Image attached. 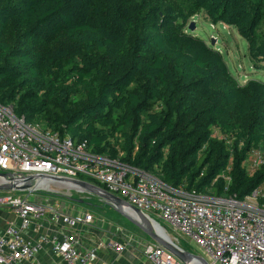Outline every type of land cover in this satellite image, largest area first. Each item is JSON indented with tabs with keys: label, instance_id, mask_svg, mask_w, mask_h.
Masks as SVG:
<instances>
[{
	"label": "trees",
	"instance_id": "16d2710c",
	"mask_svg": "<svg viewBox=\"0 0 264 264\" xmlns=\"http://www.w3.org/2000/svg\"><path fill=\"white\" fill-rule=\"evenodd\" d=\"M193 2L264 54L263 0ZM183 16L152 0H0V102L169 184L244 197L264 184L250 157L264 148V82L241 85Z\"/></svg>",
	"mask_w": 264,
	"mask_h": 264
},
{
	"label": "built area",
	"instance_id": "2783aa9c",
	"mask_svg": "<svg viewBox=\"0 0 264 264\" xmlns=\"http://www.w3.org/2000/svg\"><path fill=\"white\" fill-rule=\"evenodd\" d=\"M250 157L251 168L263 165L264 148L254 147ZM72 180L93 183L121 197L129 204L125 211L133 217L132 206L155 223L150 213L156 214L172 225L177 238L187 237L206 255L188 251L194 256L185 262L153 239L138 241L142 257L150 264H204L200 258L208 264H264V184L244 197L230 193L228 185L222 194L211 188L198 191L185 184L172 185L120 158L96 153L87 139L78 141L69 134L33 125L18 116L11 104L1 102L0 187L12 188L0 189L7 191L0 194V211L15 210L20 224L9 223L0 235V264H42L37 255L45 246L52 247L64 264H96L99 249L120 254L136 243L127 234L123 240L99 241L95 247L83 249L78 235L83 225L94 223L95 215L69 206L60 210L49 195L60 189L67 194L84 190ZM43 221L62 227L63 232L38 238L24 234L34 222ZM160 227L167 240L187 251L173 241L166 227Z\"/></svg>",
	"mask_w": 264,
	"mask_h": 264
},
{
	"label": "rangeland",
	"instance_id": "374dc122",
	"mask_svg": "<svg viewBox=\"0 0 264 264\" xmlns=\"http://www.w3.org/2000/svg\"><path fill=\"white\" fill-rule=\"evenodd\" d=\"M154 4L160 5L161 7H172L177 12H183L188 18L185 21L183 18L179 19V22L186 24L185 31L204 39L208 45L215 50L219 51L223 56L226 64L228 65L232 75L241 84L244 85L250 80H259L264 82V54L259 57H253L250 53L249 42L239 33L236 27L229 26L225 23L218 22L214 23L210 18L209 14L205 10H200L195 6L193 0H152ZM263 11H264V0H263ZM194 22L196 25L195 30H190L189 25ZM259 43L264 44V16L258 27ZM114 117L116 123L122 121V112L115 111ZM35 125V123H32ZM111 134L112 146H115L118 151L121 148V142L123 141L122 133L115 132L114 130L109 131ZM119 152L118 156H120ZM249 162V161H248ZM247 162V163H248ZM71 194H67V191L60 189L58 193H50V196H54L57 200V207L60 210H64L66 203L80 205L81 207L88 208L94 214H101L105 217L110 216L113 222L125 225L127 228L135 231V235L140 238L146 237L145 233L131 223L127 218L115 210L110 204L103 200L98 195L89 192L88 190H73ZM7 191H0V194H5ZM15 194H20L19 191H15ZM32 199H35V195H32ZM74 199L84 200L82 204ZM105 201V202H103ZM89 203V204H88ZM78 208V207H77ZM4 211L9 213L11 217H16L17 213L11 208H6ZM158 224L166 227L172 239L177 244H180L184 249L206 257L203 250L193 241L187 237H176L174 234L173 227L164 219L160 218L154 213H150ZM1 226V225H0ZM143 261L148 262L145 258Z\"/></svg>",
	"mask_w": 264,
	"mask_h": 264
},
{
	"label": "crops",
	"instance_id": "0c3cea01",
	"mask_svg": "<svg viewBox=\"0 0 264 264\" xmlns=\"http://www.w3.org/2000/svg\"><path fill=\"white\" fill-rule=\"evenodd\" d=\"M51 198L56 199L54 196ZM68 206L69 208L74 210H89L88 208L81 207L80 205L70 203H66L64 209ZM94 215V223L83 225L80 231L81 234L78 235L80 240V246L83 249L93 248L97 245L99 241H109L111 239L123 240L124 236L127 234L131 235V238L134 239V241L136 242L130 245L124 252L120 254L116 253L110 248L99 249L96 264H150L148 260V262L143 261L144 257H142V254L140 252L141 245L138 244V241L142 242L143 240H151V237H149L143 230L142 231L145 233L146 237H137V235H135L134 230L127 228L123 224L113 222L110 219V216L107 215V217H105L101 214ZM11 222H16L17 224H20V219L18 215H16V217H11L9 213H6V211L1 210L0 235L4 232L5 228ZM54 232H63V228L54 224H50L47 221L40 222L39 225H36L34 222L28 229L24 230V234L32 238H38L40 235H49ZM37 259L42 264H64L61 257L55 251H53L52 247L50 246H45L37 255Z\"/></svg>",
	"mask_w": 264,
	"mask_h": 264
},
{
	"label": "water",
	"instance_id": "95a60500",
	"mask_svg": "<svg viewBox=\"0 0 264 264\" xmlns=\"http://www.w3.org/2000/svg\"><path fill=\"white\" fill-rule=\"evenodd\" d=\"M196 25L194 22H192L189 25L190 30H195ZM72 182L76 183L77 185L81 186L84 190H88L91 193H94L101 197L103 200L107 201L108 204H110L115 210H117L120 214L124 215L130 222H132L134 225L139 227L141 230H143L149 237H151L153 240L157 241L159 244L165 246L170 251H172L174 254H176L179 258H181L183 261L187 262L190 260L194 255L188 251L181 250L179 247L171 243L169 240L162 237L157 230L154 228L153 224L149 222L148 217L139 209H136L132 206V208L136 211V214L139 215L142 219V221H139L136 217H133L129 215L125 209V205H129L124 199L121 197L112 194L110 192L104 191L100 189L98 186H96L93 183L83 181V180H72ZM11 185H5L0 187V189H11ZM76 201H79L81 203H84V200L80 199H74ZM204 264H208L207 261L203 258H200Z\"/></svg>",
	"mask_w": 264,
	"mask_h": 264
},
{
	"label": "bare ground",
	"instance_id": "6f19581e",
	"mask_svg": "<svg viewBox=\"0 0 264 264\" xmlns=\"http://www.w3.org/2000/svg\"><path fill=\"white\" fill-rule=\"evenodd\" d=\"M130 212V211H129ZM130 213H133V215L139 220V221H142L143 222V219L139 216V215H137L136 213H134V212H130ZM149 222H151L152 224H153V226H154V228L157 230V232L162 236V237H164L165 239H169L165 234H164V232H163V230L161 229V227H160V225L158 224V223H155V222H153V221H151V220H149Z\"/></svg>",
	"mask_w": 264,
	"mask_h": 264
}]
</instances>
